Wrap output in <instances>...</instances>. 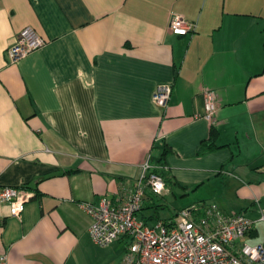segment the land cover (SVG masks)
<instances>
[{
	"label": "crops",
	"instance_id": "obj_1",
	"mask_svg": "<svg viewBox=\"0 0 264 264\" xmlns=\"http://www.w3.org/2000/svg\"><path fill=\"white\" fill-rule=\"evenodd\" d=\"M173 14L195 31L173 34ZM25 27L46 43L12 62L7 48ZM163 84L172 92L159 105ZM212 126L217 147L198 154ZM146 162L170 179L162 198L180 187L198 193L184 207L243 213L254 221L246 241L264 244V0H0V186L33 193L19 217L0 201V258L90 264L80 204L117 201ZM126 243L104 247L112 264Z\"/></svg>",
	"mask_w": 264,
	"mask_h": 264
},
{
	"label": "built area",
	"instance_id": "obj_2",
	"mask_svg": "<svg viewBox=\"0 0 264 264\" xmlns=\"http://www.w3.org/2000/svg\"><path fill=\"white\" fill-rule=\"evenodd\" d=\"M196 24L173 14L168 29L176 35H188ZM46 43L31 27L23 28L7 48V56L15 62ZM172 87L156 88L153 100L166 105ZM205 115L213 119L217 110L216 94L204 93ZM143 165L141 175L132 188L125 190L117 201L108 196L96 204L80 205L91 217L89 234L94 244L108 246L126 239L122 264H264V244H250L247 234L254 221L243 213H225L214 202H199L184 207L170 219L148 223L140 213L146 192L157 197L168 193L164 177ZM33 196L22 187L0 186V201L8 204L11 216L19 217L25 203ZM263 219V218H262ZM0 264H6L5 256Z\"/></svg>",
	"mask_w": 264,
	"mask_h": 264
},
{
	"label": "rangeland",
	"instance_id": "obj_3",
	"mask_svg": "<svg viewBox=\"0 0 264 264\" xmlns=\"http://www.w3.org/2000/svg\"><path fill=\"white\" fill-rule=\"evenodd\" d=\"M168 185L172 186L170 183ZM174 190L175 194H171L169 197L166 198L153 196V200L156 205L155 207L158 208V214L160 215V217L172 216L177 210H180L184 206H186V203H189L190 201L194 200L195 197H198L196 196L198 193L193 194V191H190L189 196L184 198L185 194H180V187L174 188ZM153 222L154 221L148 220V223ZM92 246L94 250L93 253H96V256L93 260H91L90 264H112L111 258H107L105 256V253H103L106 248L94 244H92ZM115 264H118V261Z\"/></svg>",
	"mask_w": 264,
	"mask_h": 264
},
{
	"label": "trees",
	"instance_id": "obj_4",
	"mask_svg": "<svg viewBox=\"0 0 264 264\" xmlns=\"http://www.w3.org/2000/svg\"><path fill=\"white\" fill-rule=\"evenodd\" d=\"M217 133L218 132H217L216 128L214 126H212L211 129H210V134H209L208 138L202 141L200 149L198 151V154H202V153H204L206 151L213 150V149H215L217 147L215 145V141H216V138H217V135H218ZM163 164H164V162H162V165ZM158 173H160L164 177L166 184L170 183V179L166 176V174L164 172L158 171ZM174 216H175V214H173L170 218H173ZM170 218H168V219H170ZM144 219L147 222H148V220H152V219H156V220L160 219V216L158 215V208L155 207L153 209L152 215L149 216V217H146Z\"/></svg>",
	"mask_w": 264,
	"mask_h": 264
}]
</instances>
